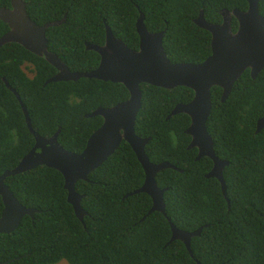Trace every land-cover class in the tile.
<instances>
[{
    "label": "trees",
    "instance_id": "16d2710c",
    "mask_svg": "<svg viewBox=\"0 0 264 264\" xmlns=\"http://www.w3.org/2000/svg\"><path fill=\"white\" fill-rule=\"evenodd\" d=\"M28 14L39 24L66 22L48 28L49 50L72 71L98 67L101 56L86 42L103 45L106 23L116 37L138 49L137 20L142 11L149 31L166 30L164 47L173 62H202L212 53V34L194 19L204 10L205 19L221 23L222 10L248 8L247 0H23ZM12 0H0L11 7ZM264 15V0L259 2ZM237 28L234 18L233 29ZM9 25L0 20V37ZM57 68L17 42L0 48V174L13 169L33 148L30 131L17 96L25 103L34 130L45 137L59 128V142L81 152L103 123L102 116L87 117L98 107H110L129 98L120 82L82 77L76 81H46ZM142 106L135 130L151 137L146 153L152 162L169 161L176 168L159 171L156 180L165 191L166 215L155 211L151 196L140 192L124 196L145 181V170L132 146L123 140L115 152L79 180L86 211L84 223L68 201L63 174L40 165L5 183L19 201L38 211L33 221L24 216L11 233L0 234V261L7 264H264V69L254 79L247 69L222 102L223 88L213 86L208 132L224 169L227 197L220 181L206 174L211 158L196 159L197 148H188L191 124L187 113L168 118L180 102H190L195 92L188 86L164 88L140 85ZM182 170V171H181ZM4 203L0 195V216ZM172 222L177 228L201 234L192 238L190 254L179 239L171 241Z\"/></svg>",
    "mask_w": 264,
    "mask_h": 264
},
{
    "label": "water",
    "instance_id": "95a60500",
    "mask_svg": "<svg viewBox=\"0 0 264 264\" xmlns=\"http://www.w3.org/2000/svg\"><path fill=\"white\" fill-rule=\"evenodd\" d=\"M247 2L248 9L245 11L239 8H224L221 11V23L207 21L204 10H200L194 22L212 34V53L202 62L171 61L163 42L166 30L149 31L145 24V15L140 11L136 23L140 37L139 48H130L122 39L116 37L106 23V40L103 45L86 42L87 49L95 50L101 56L98 67L88 71H72L56 53L49 50L47 30L66 22V16L61 20L39 24L28 14L27 5L23 0H12L11 7L0 6V20L9 25V30L0 37V48L6 43L17 42L32 53L44 56L58 70L46 83L76 81L89 77L123 83L130 92L128 99L110 107H98L92 113L86 114L87 117L102 116L103 123L89 137L86 147L81 152H74L60 144L58 137L61 128L50 137L42 136L34 130L21 96L4 78L7 87L21 103L27 125L35 136V144L16 167L0 174V195L4 203L0 216V234L14 231L26 215L35 220L38 210L23 205L5 180L9 176L35 169L40 165L55 168L63 174L68 201L73 205L76 216L84 223L86 211L81 205L82 194L76 190V183L79 180H89V174L111 156L123 140L132 146L146 174L143 185L127 193L124 198L146 192L153 200L149 213L159 211L166 215L165 191L168 188L158 185L156 175L163 169L176 166L169 161L152 162L145 150L151 137H141L136 133V118L142 106V83L169 89L188 86L194 90L193 99L188 103H178L168 118L178 113H187L190 116L191 124L186 129V133L191 136L188 148L198 149L196 159L208 156L213 160V167L206 176L215 177L220 181L230 207L228 186L224 178V169L230 161L220 159L216 155L207 121L213 106V86L223 88L221 100L224 102L245 70L250 69L252 78L256 79L264 69V15L260 13V0ZM233 16L239 22L237 31L232 29ZM262 128L264 115L257 122V132ZM170 223L173 230L171 241L182 240L193 256L191 241L193 237L201 234L202 227L187 231ZM0 264L7 263L0 261Z\"/></svg>",
    "mask_w": 264,
    "mask_h": 264
},
{
    "label": "flooded vegetation",
    "instance_id": "af4514ba",
    "mask_svg": "<svg viewBox=\"0 0 264 264\" xmlns=\"http://www.w3.org/2000/svg\"><path fill=\"white\" fill-rule=\"evenodd\" d=\"M247 9H248V8H247ZM247 9H246V10H247ZM243 11H245V10H243ZM234 18H235V17L233 16V20H232V29H233ZM236 20H237V19H236ZM222 21H223V20H222ZM238 27H239V22H238V20H237V28H236V30H234V29H233V30H234V31H237ZM197 155H198V154H197ZM207 157H208V156H207ZM209 158H210V157H209ZM197 160H198V159H197ZM212 161H213V160H212ZM211 169H212V168H211Z\"/></svg>",
    "mask_w": 264,
    "mask_h": 264
},
{
    "label": "clouds",
    "instance_id": "9594fccd",
    "mask_svg": "<svg viewBox=\"0 0 264 264\" xmlns=\"http://www.w3.org/2000/svg\"><path fill=\"white\" fill-rule=\"evenodd\" d=\"M159 32V31H158Z\"/></svg>",
    "mask_w": 264,
    "mask_h": 264
}]
</instances>
